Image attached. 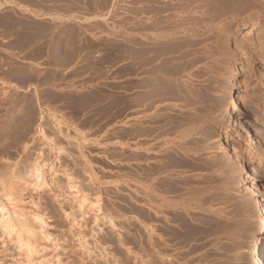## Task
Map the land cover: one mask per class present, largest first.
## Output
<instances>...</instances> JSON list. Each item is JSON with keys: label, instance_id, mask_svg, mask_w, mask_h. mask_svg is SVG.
<instances>
[{"label": "rangeland", "instance_id": "374dc122", "mask_svg": "<svg viewBox=\"0 0 264 264\" xmlns=\"http://www.w3.org/2000/svg\"><path fill=\"white\" fill-rule=\"evenodd\" d=\"M224 1L226 2V0H150V20L143 26L135 27L134 43L129 44L128 47L122 43H119L118 47L104 46V51L108 54L110 52L115 54L118 51L120 63L124 56L128 55L129 58L134 56L133 69L135 82L137 81L135 91H138L139 95L146 92L148 99L143 95L144 97H141V101L144 99L143 103L139 100L140 103L138 101L140 96L135 92V96H138L137 99L134 97L137 100L135 102L141 105L135 103V106L131 107L129 99L126 106V102L120 99L118 110L98 108L88 115L87 137L82 138V163L85 162L87 167L86 174H82V189L78 184L73 183L78 177L63 170L65 163L66 167L71 161L77 163L78 125L69 123L61 114L60 117L54 118L50 114L52 109L37 103L40 97L47 96L48 89L55 86L45 81L49 71L45 68L47 61L35 64L39 76L24 73V77L27 75L30 82L24 84L22 89H15L9 84L1 86L0 206L5 208V211H0V264H164L166 260L176 264L179 262L180 264H252L254 239L261 223L255 212L245 203L246 200L241 199V193L232 191L229 185L232 180L230 178L234 174L231 168L236 162L235 149L240 148L242 142L238 137H234L235 129L229 124L231 120L229 105L224 95L233 83L229 75L231 73L228 72L238 67L240 70L234 84L241 100L245 95L241 81L251 80L248 90L250 100H243L242 107L244 122L252 129L254 139L258 143L253 145V150L258 151L257 158L261 159L260 164L257 159L254 160L256 162L251 163L248 160L247 163L252 168V176L258 183L260 191L264 194V86H262L264 85V54L259 52L260 46H264V13L257 14L260 15L262 24L261 33V28L255 24L256 22L249 20L253 12H260L258 6L250 11L247 8L246 10L249 11L247 13L246 6L240 4L237 10L227 4L226 8L222 3ZM153 6L160 7V17L153 10ZM241 9L244 11L241 12ZM251 30L253 34L249 36L248 32ZM122 36L120 30V42ZM213 46L216 47L215 50ZM216 50H220L219 55ZM235 65L236 67H233ZM224 66L228 67L224 68ZM138 81L142 84L145 82L143 85L146 87ZM156 86L163 89L160 91ZM158 102L161 104L157 105ZM133 110L135 113L137 111L134 115H140L136 116L137 119L141 118L140 124L136 123L137 120H132L138 125L137 129L131 120L128 125H126L127 119L123 121L126 117H130ZM116 111L117 115H114ZM115 119L119 120L120 127L126 128L125 134L119 133V141L128 138L130 142L134 136L133 142L136 136L134 134L137 132V135L140 134L139 141L137 137L135 140L139 143L141 140L145 141L142 144L145 143L149 148V154L153 158L151 162H154L152 168L158 165L156 163L159 162L156 161L160 160L161 153L173 144L180 153L184 154V156L180 154L183 160L185 157V160L191 161L188 163L196 164H193L196 168L192 167V171L195 169L196 172H192L191 167H187L189 173L170 177L173 181L167 180V183L163 184V195L167 198L164 210L176 211V214L169 212L171 214L169 216L166 211L167 214L163 215L164 222L160 224L163 230L170 231L169 234L173 235V232L178 230L179 233L168 236V231H163L162 228L159 230L158 226L159 232L156 233L154 247H149V243L147 244L146 201H143L142 196L141 199L136 197L137 200L142 201L132 199L134 196L131 192L132 181L128 178L130 171L127 169L130 154L125 151L126 147L121 142L116 141V134L110 133L111 128L116 125L111 121ZM234 120L232 117V121ZM92 135L94 138L90 137ZM198 137L205 143L203 140L199 142ZM220 140L225 142L228 150L222 151V147L218 144ZM193 144L195 147H192ZM190 149L201 152H198L197 157ZM225 150L228 153L225 154ZM137 154L142 162L136 160L134 163L136 167H140L142 166L140 163L145 164L141 156L143 150H138ZM227 154L234 155L233 159L228 161ZM188 156L192 158L189 159ZM180 168L185 171L182 167L177 169L181 171ZM207 170L209 173L206 172ZM153 173L155 174L156 171H152ZM193 177L198 183L192 180ZM175 179L177 182L174 181ZM180 179L187 180L188 183L184 185ZM190 179L192 182L189 181ZM141 182L139 183L141 186H146V182L143 184ZM175 184L178 187L176 191V187H173ZM156 185L153 184L154 187ZM166 186H170V189L174 188L171 190L174 192ZM157 188L159 186H156ZM165 188L169 191L168 194ZM185 188L186 190H183ZM231 192L235 194H230ZM186 209L195 213L190 214ZM215 212L218 214L216 215ZM179 213L184 215L181 216ZM183 219L190 221L187 222L191 225L185 220L184 224ZM164 223H168V227L175 228H168ZM184 236L186 239L189 236L193 238L185 241ZM166 240L169 243H165ZM184 242H188V245L185 246ZM178 245L184 247L179 248ZM164 247H169L165 253ZM190 261L193 262L189 263Z\"/></svg>", "mask_w": 264, "mask_h": 264}, {"label": "crops", "instance_id": "0c3cea01", "mask_svg": "<svg viewBox=\"0 0 264 264\" xmlns=\"http://www.w3.org/2000/svg\"><path fill=\"white\" fill-rule=\"evenodd\" d=\"M155 6L153 10L160 17V7ZM150 11V0H0V88L9 84L22 89L30 82L24 73L39 76L35 64L47 61L45 81L55 86L37 103L52 109L54 118L61 114L69 123L78 125V160L71 161L72 167L65 163L63 170L78 177L73 183L80 189L82 174L87 172L86 163H82L86 118L98 108L118 110L120 99L128 106L134 94L135 82L130 81H135L133 57L126 55L120 63L118 51L108 54L104 46L118 47L122 43L128 47L134 43L135 27L148 22ZM126 119V125L130 119L132 122V116L123 121ZM113 122L116 125L110 133L116 134V141L126 147L131 157L132 139L119 141V133L125 134L126 128L119 126L118 119ZM133 158L134 155L128 159V171L130 167L134 169Z\"/></svg>", "mask_w": 264, "mask_h": 264}, {"label": "bare ground", "instance_id": "6f19581e", "mask_svg": "<svg viewBox=\"0 0 264 264\" xmlns=\"http://www.w3.org/2000/svg\"><path fill=\"white\" fill-rule=\"evenodd\" d=\"M222 1V0H221ZM230 1H231V3H230ZM228 0V2H227V0H226V2L224 3V2H222L223 3V6H225L226 8H227V4L228 5H231V8H234V9H237V7L238 6H240V4H242L241 6H246V8H245V10L248 8L249 9V11H250V9H252L253 7H256L257 8V6L260 8L259 9V11L260 12H253L250 16H249V20H251L252 22H256L255 24L256 25H258V27L259 28H261L260 29V32H261V30H263L262 29V24H261V22H260V15H257L258 13H264V0H240L242 3H240V1L239 0H237V1H239V2H234V1H232V0ZM213 2V1H212ZM219 2V1H218ZM216 3V2H215ZM221 3V4H222ZM237 3V4H236ZM214 4V3H213ZM212 4V5H213ZM220 4V5H221ZM219 5V4H218ZM236 7V8H235ZM218 8V7H217ZM240 8V7H239ZM243 8V7H242ZM214 9V8H213ZM219 9V8H218ZM221 9V8H220ZM244 9V8H243ZM243 9H241L240 11L242 12V10ZM253 9H255V8H253ZM216 10V9H215ZM238 10V9H237ZM263 10V11H262ZM221 11H222V9H221ZM239 11V12H240ZM244 11V10H243ZM247 11V13L249 12L248 10H246ZM255 11V10H254ZM245 13V12H244ZM243 15V14H242ZM246 15V14H245ZM263 15V14H262ZM244 16V15H243ZM240 17H242V16H240ZM246 19V18H245ZM150 20V19H149ZM226 23V22H225ZM159 24V23H158ZM156 26V25H155ZM221 28V27H220ZM162 29V28H161ZM160 29V30H161ZM222 29V28H221ZM230 29V28H229ZM164 31H165V29H163ZM168 30V29H167ZM163 33V32H162ZM262 33V32H261ZM172 34V33H171ZM248 34H249V36H251L252 34H253V30H251L250 32H248ZM159 35H160V33H159ZM157 36V35H156ZM248 37V36H247ZM131 39V38H130ZM139 42H140V40H139ZM260 42V41H259ZM130 43H133V42H130ZM218 43V42H217ZM220 43V42H219ZM177 44V43H176ZM142 45H143V43H142ZM145 45H146V43H145ZM261 45V44H260ZM178 46V45H177ZM214 47V46H213ZM218 47V46H217ZM261 48H260V50H259V52H261V54L263 55L264 54V46H260ZM132 48V47H131ZM168 48V47H167ZM211 48V47H210ZM215 48L216 47H214V50H215ZM231 49V48H230ZM195 50V49H194ZM218 50V49H217ZM216 50V51H217ZM191 51V50H190ZM189 51V52H190ZM209 51V50H208ZM220 51V50H219ZM219 51H217V54L219 53ZM139 52H140V50H139ZM146 52V51H145ZM196 52V51H195ZM178 53V52H177ZM134 54V53H133ZM147 54V53H146ZM189 54H191V53H189ZM196 54V53H195ZM213 54V53H212ZM215 54H216V52H215ZM220 54V53H219ZM218 54V55H219ZM149 55V54H148ZM143 56V55H142ZM147 56V55H146ZM183 56V55H182ZM189 56V55H188ZM134 57V56H133ZM192 57V56H191ZM195 57V56H194ZM150 59V58H149ZM135 60H137V58L135 59ZM175 60V59H174ZM223 60V59H222ZM156 61V60H155ZM176 61V60H175ZM200 61V60H199ZM132 62V61H131ZM181 62V61H180ZM188 62V61H187ZM194 62V61H193ZM192 62V63H193ZM229 62V61H228ZM146 63V62H145ZM148 63V62H147ZM183 63V62H182ZM216 63V62H215ZM160 64V63H159ZM171 64V63H170ZM189 64V63H188ZM197 64V63H196ZM217 64V63H216ZM183 65V64H182ZM225 65V64H224ZM213 66V65H212ZM175 67V66H174ZM194 67V66H193ZM220 67V66H219ZM228 67V66H227ZM227 67H225L224 66V68H227ZM233 67H236V65L235 66H233ZM249 67V66H248ZM183 68V67H182ZM230 68H232V67H230ZM229 68V70H231ZM163 69H164V67H163ZM186 69H188V67H186ZM185 69V70H186ZM151 70V69H150ZM208 70V69H207ZM217 70H219V69H217ZM228 70V71H229ZM240 69H238V67H236V68H234V69H232V72H228V73H231V74H229L232 78V85H230L229 87H228V89L226 90V93H225V95H224V99H226V103H228V105H229V116L231 117V120L229 121V124H231V126L233 127L232 129H235V134L234 135H236V136H234L235 138L236 137H238V140H240L242 143H240L241 145H240V148H238L237 150L235 149V152L237 153V155L235 154V157H236V162H235V164H234V166L232 165V167L233 168H231V171H234V174H232L233 176L230 178V179H232L231 180V183L230 182H228V183H230L229 185L231 186V190L232 191H234V192H238V193H241L240 195L242 196H239V197H241V199L242 198H244L245 200H246V202L245 203H247L248 205H249V207L252 209L251 211H253V212H255L254 214H256L257 215V217L260 219V227H259V229H258V231H257V234H256V237H255V239H254V245H253V253H252V257H253V260H252V264H264V194L260 191V189H259V185H258V183L256 182V180H254V178H253V176H252V168H251V166L247 163V161L249 160V161H251V163L252 162H256V161H254L255 159H257L258 160V162H259V164L261 163L260 161H261V159H259V158H257V156H258V151L257 152H255V150H253L254 148H253V145H256V144H258L257 142H256V140L254 139V136H253V133H252V129H250V127L244 122V119H245V117H244V111H243V107H242V104H243V100H250V98H249V92H248V90H249V88H250V86H251V80L249 79V81L248 80H243V81H241V83H242V86H243V91L245 92V95H244V99L243 100H241L240 99V97H238V91L236 90V87H235V82L237 81V78H238V71H239ZM138 71V70H137ZM165 71V70H164ZM176 71V70H175ZM178 71H179V69H178ZM180 71H182V69L180 70ZM222 71V70H221ZM160 72V71H159ZM212 72V71H211ZM241 72V71H240ZM135 73V72H134ZM206 73H208V72H206ZM206 73H204V74H206ZM215 73V72H214ZM163 74V73H162ZM170 74V73H169ZM194 74V73H193ZM190 75V74H189ZM199 75V74H198ZM134 76V75H133ZM200 76V75H199ZM205 76V75H204ZM216 76V75H215ZM229 76V77H230ZM247 76V75H246ZM261 78H263L262 77V75H261ZM162 79H164V78H162ZM214 79V78H213ZM246 79H248V78H246ZM156 80V79H155ZM159 80V79H158ZM206 80V79H205ZM131 82H135V81H132V79L130 80ZM143 81V80H142ZM166 81V80H165ZM172 81V80H171ZM202 81V80H201ZM204 81V80H203ZM239 81H240V79H239ZM137 82V81H136ZM135 82V83H136ZM139 82V81H138ZM141 82V81H140ZM140 82H139V84H140ZM152 82V81H151ZM164 82V81H163ZM208 82V81H207ZM214 82V81H213ZM216 82H217V79H216ZM158 83V82H157ZM156 83V84H157ZM160 83V82H159ZM240 83V84H241ZM264 83V82H263ZM130 84H132V83H130ZM141 84H142V82H141ZM143 84H145V82L143 83ZM142 84V86H145V85H143ZM147 84V83H146ZM175 84V83H174ZM183 84V83H182ZM172 85V84H171ZM188 85V84H187ZM238 85V84H237ZM139 86V85H138ZM150 86V85H149ZM159 86V85H158ZM158 86H156V87H158ZM169 86V85H168ZM167 86V87H168ZM207 86V85H206ZM253 86V85H252ZM262 86H264V85H262ZM134 88H132V90H134V94H133V97H135L136 99L138 98V96H140V99H138V101L140 100L141 101V97L143 98L144 96L145 97H147V99H148V94L146 95V92H144V91H142V92H144L145 94H140L139 95V92L138 91H135L136 90V88H137V86H133ZM146 87V86H145ZM165 87V86H164ZM171 87V86H170ZM176 87V86H175ZM189 87V86H188ZM142 88V87H141ZM148 89H149V87H147ZM159 88V87H158ZM169 88V87H168ZM182 88V87H181ZM180 88V89H181ZM143 89V88H142ZM146 89V88H145ZM160 89V88H159ZM163 89V88H162ZM162 89H160V91L162 90ZM166 89V88H165ZM179 89V90H180ZM216 89V88H215ZM224 89V88H223ZM138 90V89H137ZM173 90V89H172ZM176 90V89H175ZM131 91V90H130ZM146 91V90H145ZM181 91V90H180ZM188 91V90H187ZM225 91V90H224ZM251 91V90H250ZM138 92V94H136V93ZM148 92V91H147ZM163 92V91H162ZM169 92V91H168ZM194 92V91H193ZM86 93V92H85ZM150 93V92H149ZM262 93V92H261ZM87 94V93H86ZM131 94V93H130ZM135 94L136 95H138V96H135ZM153 94V93H152ZM154 94H156L155 93V91H154ZM158 94V93H157ZM184 94V93H183ZM186 94H188V93H186ZM144 95V96H143ZM211 95V94H210ZM130 96H132V94L130 95ZM185 96V95H184ZM133 97H131V98H133ZM130 98V99H131ZM135 98H133V105L135 106ZM207 98V97H206ZM161 99H162V97H161ZM168 99V98H167ZM190 99V98H189ZM144 99H142V101H143ZM163 100V99H162ZM166 100V99H165ZM192 100V99H191ZM208 100V99H207ZM132 101V100H131ZM137 101V100H136ZM139 101V102H140ZM141 101V102H142ZM158 101V100H157ZM184 101V100H183ZM188 101V100H187ZM81 102V101H80ZM139 102H137L136 104L137 105H141V104H139ZM140 102V103H141ZM163 102H166V101H163ZM162 102V103H163ZM190 102V101H189ZM245 102V101H244ZM143 103V102H142ZM160 102H158L157 103V105L159 104ZM167 103V102H166ZM165 103V104H166ZM197 103V102H196ZM247 103V102H246ZM74 104V103H73ZM161 104V103H160ZM170 104H172V103H170ZM136 105V106H137ZM143 105H145V104H143ZM187 105V104H186ZM188 105H190V103L188 104ZM187 105V106H188ZM205 105V104H204ZM151 106V105H150ZM166 106V105H165ZM169 106V105H168ZM171 106V105H170ZM169 106V107H170ZM176 106V105H175ZM194 106V105H193ZM140 107V106H139ZM186 107V106H185ZM208 107V106H207ZM147 108V107H146ZM150 108V107H149ZM174 108V107H173ZM173 108H171V109H173ZM132 109H134V108H132ZM152 109V108H151ZM163 109H164V107H163ZM169 109V108H168ZM198 109V108H197ZM196 109V110H197ZM209 109V108H208ZM148 111H149V109H147ZM158 110V109H157ZM166 110V109H165ZM140 111L141 110H139V113H140ZM177 111V110H176ZM143 112V111H142ZM144 112H145V109H144ZM160 112V111H159ZM147 113V112H146ZM146 113L144 114V115H146ZM172 113V112H171ZM186 113V112H185ZM134 114H137V111H136V113L134 112V110L132 111V114L130 113V117L132 116V120H137L138 122H136V123H138V124H140V119L141 118H139V119H137V117L136 116H140V115H134ZM167 114H169V113H167ZM153 115V114H152ZM222 116V115H221ZM226 116V115H225ZM228 117V116H227ZM229 117V118H230ZM232 117H233V120H234V117H235V120L234 121H232ZM146 120H147V118H145ZM145 119H143V121L145 120ZM150 119V118H149ZM190 119H192V118H190ZM131 120V119H130ZM145 120V121H146ZM194 120V119H193ZM142 121V122H143ZM133 123V122H132ZM144 123V122H143ZM142 123V124H143ZM149 123V122H148ZM153 123V122H152ZM176 123V122H175ZM133 124H135V122L133 123ZM132 124V125H133ZM141 124V125H142ZM154 124V123H153ZM136 125V124H135ZM134 125V127H136V129H137V126L138 125H136L135 126ZM176 128V127H175ZM135 129V130H136ZM128 130V129H127ZM140 130H142V129H140ZM143 130H144V128H143ZM171 130V129H170ZM233 131V130H232ZM189 132V131H188ZM204 132V131H203ZM131 133V132H130ZM138 133V132H137ZM137 133L136 134H134V135H136L135 136V138L137 137V139H138V141H139V135L140 134H138L137 135ZM163 133V132H162ZM234 133V132H233ZM129 134V133H128ZM153 134V133H152ZM165 134V133H164ZM163 134V135H164ZM167 134V133H166ZM204 134V133H203ZM131 135H132V133H131ZM179 135V134H178ZM220 135V134H219ZM157 136V135H156ZM165 136V135H164ZM167 136H168V134H167ZM204 136V135H203ZM203 136L201 137V138H203ZM221 136V135H220ZM133 137L134 136H132V139H133ZM169 137H171V136H169ZM178 136H176V138H177ZM135 138H134V141L132 142V145L130 144V146H132V149H133V154H131V157H132V155H134V160L133 161H136L137 160V162H138V160L139 161H141L140 159H141V157L140 156H138V154H137V152H138V150H143V154H141V156H142V160L145 162V164L143 163H140L142 166H140L139 164V166L140 167H136L135 166V164L136 163H134V164H132V165H134V169H132V167H130L129 169L132 171V172H130V173H128V174H131V181H132V183H131V192H132V199L133 200H137V198L138 199H141L140 198V196H142V198H143V201H146V207H147V214H148V220H146V222H147V224H145V225H148V227H147V233H148V242H147V244L149 243V247H154L155 246V239H156V233H157V231L159 232V230L162 228L161 227V224H160V222H162V224H163V222H164V220H163V215H164V213H166V211L169 213H171L172 211L170 210H164V208L166 207V203H167V198L163 195V187H164V183H167V180H172V178H170V177H178V176H180V175H182V174H184L185 172L187 173L189 170H187L189 167H191L190 168V170L192 171V167H195V166H193V164L194 165H196L195 164V162L194 163H188V162H191V161H189V160H185V157H184V160L181 158L182 156L180 155V154H182V152L180 153L179 151H178V149L176 148V146H174V144L172 145V147H168V149H165L164 151H163V153H161V155H160V157H159V159L160 160H158V161H156V162H159V163H156V164H158L157 166L155 165V167L154 168H152V164L154 165V162L152 163L151 161H153V158H152V156L149 154V148H147L146 146H145V143L144 144H142V142H145V141H140V143L142 144V145H140V143L138 142V141H136L135 140ZM195 138V137H194ZM208 138V137H207ZM213 138V137H212ZM198 139H199V137H198ZM197 139V140H198ZM220 139V138H219ZM160 140V139H159ZM196 139H195V141H197ZM203 140V139H202ZM202 140H200L199 139V142H201ZM237 140V141H238ZM149 141V140H148ZM168 141V140H167ZM174 141H175V138H174ZM208 141V140H207ZM182 142V141H181ZM203 142H204V140H203ZM146 143H148V142H146ZM152 143V142H151ZM156 143V142H155ZM160 144H161V142H159ZM165 143V142H164ZM205 143V142H204ZM208 143H210V142H208ZM231 143V142H230ZM170 144V143H169ZM182 144V143H181ZM190 144V143H189ZM194 144H196V142L194 143ZM194 144L192 145V147H195L194 146ZM200 144V143H199ZM198 144V145H199ZM211 144V143H210ZM210 144H208V145H210ZM217 144V143H216ZM219 146L220 147H222V151L224 150V149H229L228 147H227V145L225 144V142L223 141L222 142V140H220L219 141ZM156 145V144H155ZM162 145V144H161ZM185 146H187L186 144H184ZM191 145V144H190ZM201 145V144H200ZM150 146V145H149ZM154 146V145H153ZM167 146V145H166ZM169 146V145H168ZM235 146V145H234ZM157 147V146H156ZM155 147V148H156ZM179 147V146H178ZM203 147V146H202ZM230 147V146H229ZM147 148V149H146ZM160 148V147H159ZM167 148V147H166ZM181 148V147H180ZM203 148H205V147H203ZM235 148V147H234ZM157 149H158V147H157ZM156 149V150H157ZM185 149V148H184ZM199 149V148H198ZM214 149H216V148H214ZM217 149H218V147H217ZM221 149V148H220ZM146 150V151H145ZM153 150H155L154 148H153ZM152 150V151H153ZM160 150V149H159ZM182 150V149H181ZM191 150V152L193 151V149H190ZM208 150V149H207ZM213 150V149H212ZM227 150H225L226 152H224L225 154L226 153H228V151ZM144 151H145V153H144ZM197 151V150H196ZM202 151H203V149H202ZM232 151H233V149H232ZM157 152V151H156ZM159 152V151H158ZM177 152V153H176ZM179 152V153H178ZM194 152V151H193ZM198 152H201V150L199 151H197V152H194L193 153V155H198ZM209 152V151H208ZM234 152V151H233ZM141 153V152H140ZM160 153V152H159ZM197 153V154H196ZM220 153H221V151H220ZM156 154V153H155ZM158 154V153H157ZM192 154V153H191ZM234 154V153H233ZM158 155V156H159ZM180 155V156H179ZM183 156H184V154H182ZM186 155H187V152H186ZM158 156H156V157H158ZM233 156L234 155H230V154H227V156H226V158H228L229 160L228 161H230L231 159H233ZM261 156V155H260ZM136 157V158H135ZM138 157H140V158H138ZM156 157H154V159L156 158ZM187 157V156H186ZM189 157V156H188ZM198 157V156H197ZM196 157V158H197ZM209 157V156H208ZM235 157H234V159H235ZM190 158H192V157H189V159ZM262 158V157H261ZM131 159V158H130ZM157 159V158H156ZM188 159V158H187ZM198 160H199V158H197ZM200 160H202V159H200ZM194 161H196V160H194ZM226 161H227V159H226ZM227 161V162H228ZM142 162V161H141ZM197 162H201V161H197ZM196 162V163H197ZM202 162H205V161H202ZM201 162V163H202ZM209 162V161H208ZM207 162V163H208ZM210 162H212V160L210 161ZM209 162V163H210ZM227 162H226V165H227ZM232 162V161H231ZM201 163H198V164H200L201 166H202V164ZM206 163V162H205ZM229 163V162H228ZM234 163V162H233ZM131 164V163H130ZM191 164V165H190ZM197 164V165H198ZM211 164H214V163H211ZM258 164V163H257ZM200 165H198L199 167H200ZM216 165V164H215ZM214 165V166H215ZM131 166V165H130ZM231 166V165H230ZM178 167H182L185 171H182V169H181V171H179L177 168ZM188 167V168H187ZM199 167H197V170H198V168ZM204 167H205V164H204ZM204 167H203V169H204ZM207 167V166H206ZM212 167V166H211ZM196 168V167H195ZM208 168V167H207ZM210 168V167H209ZM213 168V167H212ZM219 168H221V167H219ZM194 169V168H193ZM202 169V170H203ZM129 170V171H130ZM156 171V173L154 174H152V171ZM200 170H201V168H200ZM200 170H199V172H200ZM205 170H206V168H205ZM211 170V169H210ZM225 170V169H224ZM229 170V168L227 169V171ZM190 171V172H191ZM193 171H195V169L193 170ZM192 171V172H193ZM226 171V172H227ZM196 172V171H195ZM207 173H209L208 172V170L206 171ZM205 172V173H206ZM230 172V171H229ZM189 173V172H188ZM202 173V172H201ZM198 174V173H197ZM226 174V173H225ZM227 174H230V173H228L227 172ZM187 175V174H186ZM185 175V176H186ZM196 175V174H195ZM208 175V174H207ZM219 175V174H218ZM190 176V175H189ZM192 176V175H191ZM198 176V175H197ZM160 177H161V179H160ZM173 177V178H174ZM182 177V176H181ZM200 177H202V176H200ZM210 177V176H209ZM215 177V176H214ZM224 177H226V176H224ZM223 177V178H224ZM229 177V176H228ZM130 178V177H129ZM180 178V177H179ZM183 178V177H182ZM189 178V177H188ZM191 178V177H190ZM203 178V177H202ZM227 178V177H226ZM185 179V178H184ZM197 179V178H196ZM198 179H201V178H198ZM181 180V179H180ZM192 180H194L195 181V178L193 177V179ZM224 180H226V179H224ZM140 181H142L141 183L143 184V182H146V186H141L139 183H140ZM173 181V180H172ZM174 181H176L177 182V180L175 179ZM182 181V180H181ZM185 181H187V180H185ZM185 181H182V182H184V185L185 184H187L188 183V181L185 183ZM189 181H191V179L189 180ZM200 181V180H199ZM153 182H155V183H153ZM163 182V183H162ZM178 182H180V181H178ZM182 182H180V185H183L182 184ZM192 182V181H191ZM195 182H197V181H195ZM198 183V182H197ZM200 183V182H199ZM153 184H157L156 186H159V188H157L156 189V186L154 187L153 186ZM161 184V185H160ZM196 184V183H195ZM207 184V183H206ZM145 185V184H144ZM166 185V184H165ZM168 185H170V184H168ZM172 185H174V183L172 184ZM176 185L177 184H175V186H173L174 188L176 187ZM189 185V187H190V185H191V183L190 184H188ZM170 186H166V188H168V189H170L169 188ZM179 187H181V186H179ZM196 187V186H195ZM165 188V189H166ZM174 188H172L171 187V189H170V191L173 189L174 190ZM178 187H176L175 188V191H176V189H177ZM184 188V187H183ZM204 188V187H203ZM207 188V187H206ZM223 188V187H222ZM180 189V188H179ZM182 189V188H181ZM188 190H189V188H187ZM230 189V188H229ZM183 190H186V188L185 189H183ZM182 190V191H183ZM187 190V191H188ZM191 190V189H190ZM231 190H229V191H231ZM167 189H166V194H168L167 193ZM187 191H186V193H187ZM169 192V191H168ZM171 192H174V191H171ZM170 192V193H171ZM180 192V191H179ZM234 192H231L230 194H232V193H234ZM177 193H178V191H177ZM229 193V192H228ZM235 194V193H234ZM174 195H175V193H174ZM178 195V194H177ZM170 196V195H169ZM180 196V195H179ZM223 196V195H222ZM228 196V195H227ZM137 197V198H136ZM168 197V196H167ZM234 197H235V195H234ZM237 197V196H236ZM136 198V199H135ZM173 198H174V196H173ZM225 198V197H224ZM172 199V198H171ZM226 199V198H225ZM240 199V200H241ZM235 200H237V199H235ZM137 201H142V200H137ZM180 201V200H179ZM239 201V200H238ZM173 202V201H172ZM240 202V201H239ZM141 203H143V202H141ZM259 203H261V204H259ZM132 204V203H131ZM130 204V205H131ZM170 205V204H169ZM245 205V204H244ZM134 206H135V204H134ZM171 206H172V204H171ZM170 206V207H171ZM177 206V205H176ZM207 206H208V204H207ZM212 206V205H211ZM224 206V205H223ZM137 207V206H136ZM201 207V206H200ZM199 207V208H200ZM209 207V206H208ZM214 207V206H213ZM216 207V206H215ZM248 207V206H247ZM134 208V207H133ZM175 208V207H174ZM188 208V207H187ZM141 209V208H140ZM198 209V208H197ZM207 209V208H206ZM212 209V208H211ZM211 209H209V210H211ZM213 209H215V208H213ZM218 209V208H217ZM187 210V212H188V210L189 209H186ZM225 210V209H224ZM228 210V209H227ZM0 211H5V208H3L2 206H0ZM136 211H137V209H136ZM142 211V210H141ZM175 211V210H174ZM184 211V210H183ZM192 211V210H191ZM191 211H189L188 213H193V212H191ZM213 211H215V210H213ZM217 211V210H216ZM220 211V210H219ZM143 212H146V211H143ZM187 212H186V214H187ZM197 212V211H196ZM206 212V211H205ZM169 213V216H171V214ZM178 213V212H177ZM185 213V212H184ZM184 213L181 215L180 213V215L181 216H183L184 215ZM195 213V212H194ZM210 213V212H209ZM216 213V212H215ZM167 214V213H166ZM172 214H176V211L175 212H172ZM189 214V215H190ZM218 213H216V215H217ZM193 215V214H192ZM256 215H254V216H256ZM168 216V215H167ZM167 216H166V218H167ZM168 216V217H169ZM176 216H179V215H176ZM191 216V215H190ZM195 216V215H194ZM220 216V215H219ZM226 216V215H225ZM143 217H145V216H143ZM186 217V216H185ZM209 217V216H208ZM170 218V217H169ZM169 218H167V219H169ZM175 219H177V218H175ZM193 219V218H192ZM4 220H6L5 218H4ZM38 220V219H37ZM161 220H163V221H161ZM172 220V219H171ZM170 220V221H171ZM185 219H183V221H184ZM8 221V220H7ZM39 221V220H38ZM167 221V220H166ZM169 221V222H170ZM186 222L188 221V220H185ZM185 221H184V224H185ZM192 221V220H191ZM195 221V220H194ZM188 222H190V221H188ZM187 222V223H188ZM157 223H159L158 225H157ZM170 223H172V222H170ZM177 223V222H176ZM181 223H183V222H181ZM187 223H186V225H187ZM218 223V222H217ZM164 224H166V223H164ZM174 224V223H173ZM179 224V223H178ZM190 223H188V225H189ZM7 225V224H6ZM168 225V223L166 224V226ZM170 225V224H169ZM191 225V224H190ZM193 225V224H192ZM158 226H159V230H158ZM164 226V225H163ZM165 226V227H166ZM182 226H185V225H182ZM168 227V226H167ZM170 227H174V226H169L168 228H170ZM186 227V226H185ZM188 227H190V226H188ZM167 228V229H168ZM175 228V227H174ZM177 228V227H176ZM180 228V227H179ZM196 228V227H195ZM201 228V227H200ZM164 228H162V230H163ZM181 229H182V227H181ZM186 229H187V227H186ZM190 229H193V228H190ZM220 229V228H219ZM172 230V229H171ZM178 230V229H177ZM183 230V229H182ZM184 230H185V228H184ZM163 231H168L167 233V235L169 236V235H172V234H169L170 233V231L169 230H163ZM163 231H160V232H162L163 233ZM175 231V230H174ZM179 231V230H178ZM177 231V232H178ZM194 231V230H193ZM196 231V230H195ZM221 231V230H220ZM172 232V231H171ZM177 232H175V233H177ZM185 232V231H184ZM191 231H189V233H190ZM219 232V231H218ZM166 233V232H165ZM174 232H173V235L175 234ZM179 233V232H178ZM187 233V232H186ZM186 233H184V234H186ZM192 233V232H191ZM194 233V232H193ZM192 233V234H193ZM203 233V232H202ZM208 232H206V234H207ZM192 234H191V236H192ZM209 234V233H208ZM158 235V234H157ZM172 235V236H173ZM177 235V234H176ZM189 235V234H188ZM187 235V236H188ZM146 236V237H147ZM159 236H161L160 234H159ZM186 236V235H185ZM184 236V240L186 239V237ZM191 236H189V238H187L186 240H190V239H192L193 237H194V235H193V237L191 238ZM163 237H164V235H163ZM167 237V236H166ZM165 237V238H166ZM168 238V237H167ZM176 238H178V236L176 237ZM180 238H182V237H180ZM163 239V238H162ZM182 239V240H183ZM164 240V239H163ZM185 240V241H186ZM172 241V240H171ZM180 241H181V239H180ZM192 241V240H191ZM191 241H189V244H190V242ZM177 242H178V240H177ZM177 242H174V243H177ZM182 242V241H181ZM161 243V242H160ZM163 243V242H162ZM165 243H169L167 240H166V242ZM183 243V242H182ZM185 243V242H184ZM193 243V242H192ZM159 244V243H158ZM177 244H179V242L177 243ZM177 244H175V246L177 245ZM186 245L185 246H187L188 245V242L187 243H185ZM214 245V244H213ZM216 245V244H215ZM159 246V245H158ZM162 246V245H161ZM179 246V245H178ZM178 246H177V249H178ZM182 247H184L183 245H181ZM181 246H179V248L181 247ZM191 246V245H190ZM194 246V245H193ZM146 247H148V246H146ZM170 247V246H169ZM169 247H164V250L163 249H161V251L163 250L164 251V253H165V251L167 252V248H168V250H169ZM171 247H172V245H171ZM175 248V247H174ZM188 248V247H187ZM190 249H192L191 247H190ZM174 250V249H173ZM187 250V249H186ZM197 250V249H196ZM175 251V250H174ZM180 251V250H179ZM154 252V251H153ZM168 253H169V251H168ZM182 253V252H181ZM180 253V254H181ZM194 253V252H193ZM152 254H155V253H152ZM179 254V253H178ZM192 254V253H191ZM202 254V253H201ZM150 255V254H149ZM170 255V254H169ZM172 255V254H171ZM174 255V254H173ZM177 254H175V256H176ZM182 255V254H181ZM187 255V254H186ZM189 256H190V254H188ZM217 255V254H216ZM183 256H184V254H183ZM154 257H156L155 255H154ZM178 257H180V256H178ZM185 258H186V256H185ZM184 258V259H185ZM191 258V257H190ZM211 258V257H210ZM216 258V257H215ZM157 259V258H156ZM161 259V258H160ZM165 259V258H164ZM168 259V258H167ZM172 259V258H171ZM180 258H178V260H179ZM193 259V261H194V259H195V257L194 258H192ZM192 259H190V260H192ZM158 260V259H157ZM163 260V259H162ZM175 260H177V259H175ZM197 260V259H196ZM164 261V260H163ZM163 261H162V263H163ZM180 261V260H179ZM186 261V260H185ZM193 261H190L189 263H191V262H193ZM156 262V261H155ZM161 262V261H160ZM202 262V261H201ZM164 264H176L175 262H170V261H168V260H166V261H164ZM179 264H180V262H179Z\"/></svg>", "mask_w": 264, "mask_h": 264}]
</instances>
